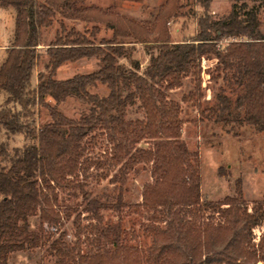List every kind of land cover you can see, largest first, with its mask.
<instances>
[{
  "label": "trees",
  "instance_id": "obj_1",
  "mask_svg": "<svg viewBox=\"0 0 264 264\" xmlns=\"http://www.w3.org/2000/svg\"><path fill=\"white\" fill-rule=\"evenodd\" d=\"M195 1L204 8L198 33L178 42L166 33L158 36L157 52L140 71L138 61L126 66L119 59L129 56V28L146 22L108 9L98 13L84 0H0L1 8L15 10L12 44L0 64V91L6 92L0 132L32 140L11 153L6 142L0 143V264H9L14 251L50 240L56 264H264V195L247 202L237 179L234 195L201 199L199 152L181 139V105L166 94L180 88L190 73L195 87L181 96L182 102L191 101L214 122L246 123L264 132V22L257 17L258 6L233 2L228 14L214 20L207 12L211 0ZM181 7L180 0H164L149 28ZM56 13L62 19L103 21L112 35L97 41V25L87 35L60 20L46 48L49 71H39L33 85L42 31L52 26ZM97 13L108 16L97 19ZM221 39L228 41L221 44ZM89 57L98 59L93 70L56 77L59 66ZM211 58L216 59L212 78L222 84L214 105L206 108L201 67L203 59ZM97 84L108 92H91L89 87ZM70 97L86 105L87 112L78 118L62 113L56 105ZM136 104L142 117L127 118ZM38 106L49 120L37 126ZM140 163L150 174L138 203L150 213L140 225L146 241L123 240L112 226L101 227L81 212L73 218L75 240L67 241L62 226L78 205H60L59 191L78 188L87 200L85 186L94 169L99 179L110 176L117 187L112 204L121 210L129 205L122 197L125 174ZM31 216L38 218L37 230L30 229Z\"/></svg>",
  "mask_w": 264,
  "mask_h": 264
},
{
  "label": "rangeland",
  "instance_id": "obj_2",
  "mask_svg": "<svg viewBox=\"0 0 264 264\" xmlns=\"http://www.w3.org/2000/svg\"><path fill=\"white\" fill-rule=\"evenodd\" d=\"M260 1L211 0L207 12L212 19L217 20V18L229 13L233 2L238 4L244 2L247 8L258 6L257 17L264 22V7ZM163 2L164 0H84L83 5L95 8L94 10H97L98 13L108 9L130 18L133 22H146L144 24L135 23L132 28H129L130 34L125 39L130 41L125 44L129 49V56L119 59V62L126 66H130L132 61H138L141 71L149 63L150 57L158 50V36L166 33L170 41L178 42L184 38L194 37L199 31L197 19L204 8L195 0H180L182 7L175 15L168 17L166 22L161 19L154 29H150L147 23L153 22L154 16ZM98 13L95 16L97 19L101 16H108L106 14L99 16ZM14 15L15 10L11 6L0 9V64L3 62L7 48L12 44L13 34L10 38V22L14 20ZM60 20L67 27H74L87 35L91 32L92 27L97 25L98 31L95 36L97 41L102 37L109 38L112 35V29L103 21H84L80 18L62 19V16L56 13L53 17L52 26L44 28L42 31V41L38 47V58L33 71V85L37 82L39 71H49L46 68L48 63L46 48L51 43L55 31L59 28L58 22ZM260 31L264 35V25L260 27ZM219 43L224 44L226 41L221 39ZM97 63L96 57L69 62L59 66L55 70V75L61 79L69 78L75 73H86L93 70L97 67ZM215 64L216 59L214 58L202 60L201 86L203 97L201 102L206 108L214 105L215 94L219 92L222 84L220 78L218 80L212 78V75L216 74ZM194 87L193 76L189 73L182 80L180 88L169 90L166 94L168 99H173L181 105V118L185 121L181 139L184 140L190 150L199 152L201 199L216 201L221 200L225 195H234V183L237 179H240L244 200L250 203L255 201L254 199H261L264 195V132L257 130L254 125L235 124L234 122L229 124L217 123L207 116L201 115L194 103L181 101V96L193 91ZM89 89L91 92L102 96L108 92L105 85L99 84L90 86ZM226 93L233 96L229 90ZM5 97L6 92L0 91V105L4 102ZM48 102L51 105L54 104L50 99ZM56 106L69 118H78L88 109L86 105L73 97L65 99ZM37 110L35 123L38 126L48 121L49 116L42 106H38ZM142 115L137 104L128 108L127 118H137L142 117ZM1 142L7 143L8 151L11 153L16 147H21L23 144L32 142V140L23 134L6 135L4 132H0ZM141 145L146 146L147 144L141 143ZM97 148L99 145L94 151ZM97 173L93 169L87 180L85 186L88 192L87 200L83 199L82 191L78 188L59 191L60 205L63 207L78 205L72 216L64 220L65 224L62 226V230L65 232L66 240L70 243L74 242L75 222L73 218L77 212H81V217L91 216L92 221L99 223L101 227L112 226L113 230L123 240L137 245L146 241L141 234L140 225L149 220L150 213L142 209L138 203L141 199V185L150 180L147 166L140 163L128 169L125 174L122 182L124 188L122 197L129 205L121 210L112 204L117 195V187L110 181V176L99 179V173ZM81 221L85 224L89 222L86 219ZM29 222L31 230L38 229L37 216L29 217ZM259 232L258 228L254 230L256 237L260 234ZM50 242L51 240L45 241L39 247L12 252L9 264H56V258L48 247ZM256 264H261V261H256Z\"/></svg>",
  "mask_w": 264,
  "mask_h": 264
},
{
  "label": "crops",
  "instance_id": "obj_3",
  "mask_svg": "<svg viewBox=\"0 0 264 264\" xmlns=\"http://www.w3.org/2000/svg\"><path fill=\"white\" fill-rule=\"evenodd\" d=\"M4 7H2V8H0L1 10L3 9ZM14 20H11V22H10V38H11V36H12V34H13V31H14Z\"/></svg>",
  "mask_w": 264,
  "mask_h": 264
},
{
  "label": "built area",
  "instance_id": "obj_4",
  "mask_svg": "<svg viewBox=\"0 0 264 264\" xmlns=\"http://www.w3.org/2000/svg\"><path fill=\"white\" fill-rule=\"evenodd\" d=\"M228 40H226V42H227Z\"/></svg>",
  "mask_w": 264,
  "mask_h": 264
}]
</instances>
